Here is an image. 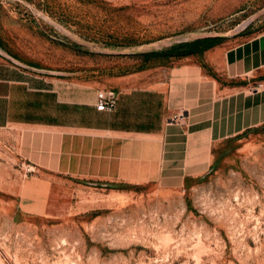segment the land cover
I'll return each instance as SVG.
<instances>
[{"label": "rangeland", "instance_id": "rangeland-1", "mask_svg": "<svg viewBox=\"0 0 264 264\" xmlns=\"http://www.w3.org/2000/svg\"><path fill=\"white\" fill-rule=\"evenodd\" d=\"M263 31L264 0H0V63L96 101ZM18 138L0 128V264H264V120L141 180L41 169Z\"/></svg>", "mask_w": 264, "mask_h": 264}, {"label": "crops", "instance_id": "crops-1", "mask_svg": "<svg viewBox=\"0 0 264 264\" xmlns=\"http://www.w3.org/2000/svg\"><path fill=\"white\" fill-rule=\"evenodd\" d=\"M220 61L214 73L179 65L156 88L120 87L111 110H97L95 96L69 98L50 80L0 63V128L18 129L16 157L41 169L141 180L167 157H203L213 141L264 120V31Z\"/></svg>", "mask_w": 264, "mask_h": 264}, {"label": "built area", "instance_id": "built-area-1", "mask_svg": "<svg viewBox=\"0 0 264 264\" xmlns=\"http://www.w3.org/2000/svg\"><path fill=\"white\" fill-rule=\"evenodd\" d=\"M261 87H263V83H257L255 85L256 90ZM116 100H117V93L114 90H107L106 92L99 94L95 103V107L97 110H111L114 108Z\"/></svg>", "mask_w": 264, "mask_h": 264}]
</instances>
